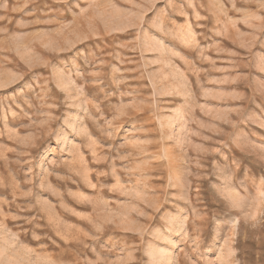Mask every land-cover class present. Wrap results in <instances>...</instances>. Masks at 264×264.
Segmentation results:
<instances>
[{"label": "rangeland", "instance_id": "obj_1", "mask_svg": "<svg viewBox=\"0 0 264 264\" xmlns=\"http://www.w3.org/2000/svg\"><path fill=\"white\" fill-rule=\"evenodd\" d=\"M0 264H264V0H0Z\"/></svg>", "mask_w": 264, "mask_h": 264}]
</instances>
